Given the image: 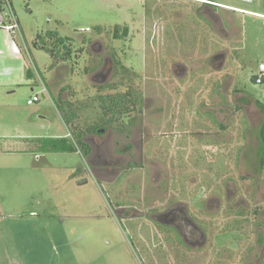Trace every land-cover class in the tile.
I'll list each match as a JSON object with an SVG mask.
<instances>
[{
  "label": "rangeland",
  "instance_id": "rangeland-1",
  "mask_svg": "<svg viewBox=\"0 0 264 264\" xmlns=\"http://www.w3.org/2000/svg\"><path fill=\"white\" fill-rule=\"evenodd\" d=\"M11 6L26 28L31 56L21 49L34 78L26 80L12 51L13 78L23 79L15 94L0 89V264H264V115L257 104L264 83L252 79L264 66V0ZM0 13L8 19L9 7ZM116 26L128 27L127 36L116 38ZM48 28L76 39L74 58L53 68L29 36ZM94 40L102 54L90 50ZM104 58L106 81H93ZM45 83L51 94L28 104L32 88L38 93ZM130 88L142 94L143 108L106 125L94 98ZM59 94L77 105V125L107 129L87 141H107L120 159L116 176L92 175L80 149L39 147V136L68 133ZM174 201L203 226L207 245L177 247L166 232L178 240L175 230L150 219Z\"/></svg>",
  "mask_w": 264,
  "mask_h": 264
},
{
  "label": "trees",
  "instance_id": "trees-1",
  "mask_svg": "<svg viewBox=\"0 0 264 264\" xmlns=\"http://www.w3.org/2000/svg\"><path fill=\"white\" fill-rule=\"evenodd\" d=\"M12 5V0H10ZM6 7L5 0H0V11H3ZM13 9V6H12ZM14 12V10H13ZM15 14V12H14ZM16 15V14H15ZM7 23H11L12 19L10 14ZM17 18V17H16ZM18 19V18H17ZM5 21V19H4ZM2 25H5L4 23ZM20 23V20L18 19ZM114 36L116 38H121L127 36L128 27H123L122 30L119 26L114 29ZM15 35H12V37ZM76 41L74 36H62L57 30L46 29L45 31H36L32 44L37 49L46 50L52 59V64L50 68L55 67L57 64L69 62L74 58V42ZM28 50L27 47L25 48ZM23 48V50H25ZM25 51V52H26ZM27 53V52H26ZM29 56L30 52L27 53ZM102 64V63H101ZM60 67V66H59ZM99 66L93 68L98 69ZM28 79L34 78V71L29 66L27 68ZM262 78V83H264V75H256L254 77V82ZM44 86L48 89L47 84ZM113 86H99V90L109 88ZM115 87V86H114ZM94 100L98 103L104 116L102 121L105 124H115L120 123L124 117L135 110H140L143 108L144 101L143 96L140 92H137L133 88H130L126 93H116V94H97ZM258 106L264 115V102L257 101ZM56 106L59 109L63 122L68 130V135L66 137H38L39 147L46 149L50 152L66 153L73 152L80 149L85 156L91 153L92 147L86 139L89 133H96L100 126L90 125L89 127H80L75 122L79 119V109L77 105L70 99L64 97L63 94H59ZM106 117V118H105ZM260 140L262 142V149L260 151V164L264 166V122L260 129ZM225 239V238H224ZM223 241V238H222Z\"/></svg>",
  "mask_w": 264,
  "mask_h": 264
},
{
  "label": "flooded vegetation",
  "instance_id": "flooded-vegetation-1",
  "mask_svg": "<svg viewBox=\"0 0 264 264\" xmlns=\"http://www.w3.org/2000/svg\"><path fill=\"white\" fill-rule=\"evenodd\" d=\"M89 48L92 51L94 48V51L99 54H102L104 51V45L99 40L92 41ZM220 56L221 54L215 55L214 58L218 59ZM108 65L109 63L107 58H104L102 66H100L98 69H95L93 72V81L102 83L106 81V74L108 76V71H110V68L106 70ZM180 67L185 68L183 64H181ZM261 69H264V66H262ZM252 79H254V77ZM260 83H262V81ZM106 130V128L100 127L96 133L102 134L106 132ZM87 138L89 139L90 137ZM90 140L93 141L94 137ZM106 142L107 141L105 140L104 142L98 144L96 141H93L92 145L90 144L92 147L91 153L87 156V163L89 164L92 175H97L102 179L109 178L110 176H116L118 174L117 165L120 161L119 157H115L107 150ZM126 148L130 149L132 147L131 145H128ZM170 194L171 193L168 195ZM122 210L123 212L125 211V209ZM149 217L159 226L170 227L176 231H174V233L178 235V240L175 239L174 234L172 233L173 231L167 230L166 232H168L167 240H173L171 242H173L177 247L185 245L183 247L188 246L195 248L207 245V235L203 226L192 216V214L189 212L188 206L182 201H174L170 203L168 207H165L163 210L158 212H149ZM218 241V246L224 245V241H222L221 238H219Z\"/></svg>",
  "mask_w": 264,
  "mask_h": 264
},
{
  "label": "crops",
  "instance_id": "crops-1",
  "mask_svg": "<svg viewBox=\"0 0 264 264\" xmlns=\"http://www.w3.org/2000/svg\"><path fill=\"white\" fill-rule=\"evenodd\" d=\"M2 18H3V16L0 13V24H3L4 20ZM7 21L8 20L6 18L4 23L8 24ZM29 31H30V34L32 32L34 34L36 33V31H33V30H29ZM30 34H29V36L33 40L34 34H32V35H30ZM16 37H21L20 40H21L22 44L18 45L13 40ZM27 37L28 36L26 34V28L23 27L21 21H20V32L17 35L13 36V37L4 28H0V70H2V71H0V89H1L2 86H8V88L6 89V92H5V94H7L6 96L15 94L17 92L16 88L13 85L14 84H18V81H20L21 78L23 79L22 74L26 78V80H28L27 68L29 66L32 68V66H31V64L29 62H26L27 59L24 60V58H27V57H25L26 56L25 53H24L25 56L23 55L22 49H21L22 47H24V49L27 47V43H26ZM11 46H13L14 50H12ZM17 49H18V52H17ZM12 51H16L17 59L15 60V62L17 63V65L21 66L22 69H23L22 72H21L22 74L20 73L21 76L20 77L18 76L17 78H13L14 74H13V72L11 70V68L13 66L11 58H10L11 54L13 53ZM25 51H26V49H25ZM33 55L35 57L34 53H33ZM35 59H36V57H35ZM9 65H10L11 68L9 67ZM4 66L7 67L9 73L3 74L4 73V71H3V67ZM6 78L8 79L7 81H6ZM32 91H33V93H36L35 89H33V88H32ZM50 94H51L50 90L47 89V95H50ZM42 96L46 97V94L43 93ZM40 111H42L44 113V108L42 110H40ZM40 117L41 118H46L45 115H40ZM67 135H68V133H66L64 135H57V136H50V137H66ZM39 137H42V136H39Z\"/></svg>",
  "mask_w": 264,
  "mask_h": 264
},
{
  "label": "built area",
  "instance_id": "built-area-1",
  "mask_svg": "<svg viewBox=\"0 0 264 264\" xmlns=\"http://www.w3.org/2000/svg\"><path fill=\"white\" fill-rule=\"evenodd\" d=\"M5 2L10 9L9 14L11 16L12 22L5 25L0 24V28H4L10 35H17L20 32V23L13 12L10 0H5ZM261 81L262 78L260 77L258 82L260 83ZM43 93L47 94V88L44 86V84L43 88L38 93H35L31 98L28 99V104L33 105L34 103L39 102L41 100L40 94L43 95Z\"/></svg>",
  "mask_w": 264,
  "mask_h": 264
},
{
  "label": "water",
  "instance_id": "water-1",
  "mask_svg": "<svg viewBox=\"0 0 264 264\" xmlns=\"http://www.w3.org/2000/svg\"><path fill=\"white\" fill-rule=\"evenodd\" d=\"M264 73V69H261V74Z\"/></svg>",
  "mask_w": 264,
  "mask_h": 264
}]
</instances>
